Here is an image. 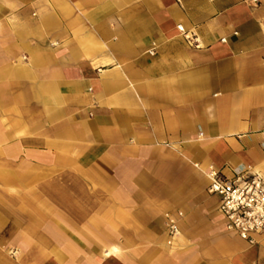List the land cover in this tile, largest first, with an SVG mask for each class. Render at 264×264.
<instances>
[{
	"label": "crops",
	"instance_id": "obj_1",
	"mask_svg": "<svg viewBox=\"0 0 264 264\" xmlns=\"http://www.w3.org/2000/svg\"><path fill=\"white\" fill-rule=\"evenodd\" d=\"M211 169L264 173V0H0V264H264Z\"/></svg>",
	"mask_w": 264,
	"mask_h": 264
},
{
	"label": "built area",
	"instance_id": "obj_2",
	"mask_svg": "<svg viewBox=\"0 0 264 264\" xmlns=\"http://www.w3.org/2000/svg\"><path fill=\"white\" fill-rule=\"evenodd\" d=\"M208 176V191L218 200V211L225 219L227 230L249 242L253 235L264 233V173L245 171L227 177L211 169ZM165 217L170 245L179 235V228L176 216Z\"/></svg>",
	"mask_w": 264,
	"mask_h": 264
}]
</instances>
